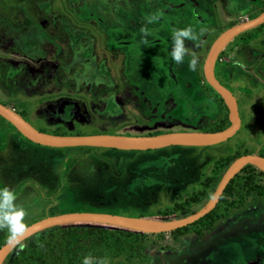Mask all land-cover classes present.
I'll return each instance as SVG.
<instances>
[{"label": "rangeland", "instance_id": "1", "mask_svg": "<svg viewBox=\"0 0 264 264\" xmlns=\"http://www.w3.org/2000/svg\"><path fill=\"white\" fill-rule=\"evenodd\" d=\"M148 1L0 0V97L8 102L7 96L16 95V104L7 106H18L32 125L54 135L211 131L219 126L228 118V109L204 77V60L228 18L244 12L240 21H246L257 15L256 7L250 0ZM179 1L194 14L187 23L172 25L149 17L167 13ZM177 11L183 19V9ZM143 13L153 21H145ZM188 25L199 38L186 40L189 55L177 64L169 55L172 33ZM260 32L263 40L255 41ZM73 47L80 50V60L70 59ZM249 52H258L256 59L253 53L248 57ZM261 52L264 24L233 36L217 54L216 76L238 101L240 127L229 139L141 151L46 146L22 135L16 139L13 126L9 129L0 116V185L15 190L27 210L26 226L50 213L159 220L189 214L214 190V184L205 186L203 181L209 176L217 180L227 169L218 161L244 154L264 157V71L257 73L264 64ZM191 54L199 58L196 71L188 68ZM243 58L249 60L246 66ZM78 60L84 65L77 76L81 84L73 85L74 75L68 78L66 68ZM245 166L238 176L251 171ZM253 166L255 173L261 170ZM255 177L245 198L228 196L217 202L219 212L230 210L225 204L237 199L243 208L231 209L234 216V211L249 207L229 218L241 221L235 226L219 222L196 236L193 225L181 232H143L139 254L106 257L107 264H248L255 255L264 256V171ZM201 189V201L187 202ZM178 202L183 203L172 209ZM7 240V231L0 230V246Z\"/></svg>", "mask_w": 264, "mask_h": 264}, {"label": "water", "instance_id": "2", "mask_svg": "<svg viewBox=\"0 0 264 264\" xmlns=\"http://www.w3.org/2000/svg\"><path fill=\"white\" fill-rule=\"evenodd\" d=\"M264 22V11L258 16L233 25L222 31L211 44L203 64L206 81L216 90L228 109L230 124L216 131H170L152 135H131L99 133L90 135L63 136L46 133L37 129L27 119L12 108L0 102V116L13 125L25 138L46 146H96L124 150H149L168 145H208L229 139L240 127L237 98L223 85L215 75V60L222 46L233 36ZM253 164L264 171V157L255 154H244L236 157L223 173L217 187L207 203L192 214L178 219H148L120 214L98 212H71L49 215L26 226L22 241L32 234L59 224L70 222L97 223L123 227L139 232L159 233L181 228L209 213L219 201L221 194L230 180L245 165ZM15 246L6 241L0 246V264Z\"/></svg>", "mask_w": 264, "mask_h": 264}, {"label": "trees", "instance_id": "3", "mask_svg": "<svg viewBox=\"0 0 264 264\" xmlns=\"http://www.w3.org/2000/svg\"><path fill=\"white\" fill-rule=\"evenodd\" d=\"M229 124L228 118H225L219 126L211 131L224 129ZM234 159L229 156L218 162L220 165L228 166ZM246 167H249L246 170L250 169L251 171L246 176H238L237 173L225 187L219 198L220 202H224L228 196L242 199L249 194L253 184L257 181L255 175L263 174V171L259 170L255 173V166L250 164H246L244 168ZM212 178L209 177L208 180L206 178L203 184L208 186ZM260 187L264 188L263 185ZM204 192L205 189H201L193 193L188 197L187 202L201 201V195ZM203 199L205 201L206 196ZM237 199L229 201L225 206L233 205V203L242 205L237 203ZM181 204L175 203L172 209H177ZM219 208H221V204L217 203L209 213L190 224L194 227L193 232L203 235L206 230L212 228L214 220L219 219L217 211ZM188 226L177 228L172 232H181ZM143 234V232L106 224L81 222L59 224L27 237L28 239L24 243L25 247L22 250L15 247L14 251L7 254L2 264H82L83 256L89 253L96 257H118L121 255L129 257L139 254Z\"/></svg>", "mask_w": 264, "mask_h": 264}, {"label": "flooded vegetation", "instance_id": "4", "mask_svg": "<svg viewBox=\"0 0 264 264\" xmlns=\"http://www.w3.org/2000/svg\"><path fill=\"white\" fill-rule=\"evenodd\" d=\"M149 3H153V4H157V0H149L148 1ZM250 3L251 4H253V6L254 7H256V11L258 12L257 13V15H255L254 17H256V16H258L259 14H261L263 11H264V0H250ZM186 2L184 1H179V3L178 4H174V5H171V7H170V9H169V11L166 13L165 11L164 12H160L159 14H160V16H157V14L156 13H151V15L149 16L150 18H152L153 20H156V19H164V20H166L167 19V21H169V23L170 24H172V25H176V24H178V23H183V24H185V23H187L188 22V20H189V18L190 17H192V16H194V14H192V13H190V9L189 8H187L186 9ZM183 9V11H181V14L184 16L183 17V19H181L180 18V16H179V11H177V10H182ZM146 14H149L148 12L146 13ZM192 14V15H191ZM243 15H244V12H242V14H241V12L239 13H237V16H238V18L236 19L234 16H232L231 18H228V25L226 26V27H223V29H222V31H224L225 29H227V28H229V27H231V26H233V25H236V24H238V23H242V22H244L245 20H242V21H240L241 19H243ZM143 16H144V18H145V21H153L152 19L150 20V19H148L147 18V15H144V13H143ZM254 17H252V18H254ZM252 18H250V19H252ZM27 19V18H26ZM250 19H248V20H250ZM20 21H23L22 19H19ZM221 20H223V18H221ZM235 20H239L238 22H236ZM184 21V22H183ZM247 21V20H246ZM220 24V23H219ZM264 24V22L263 23H261V24H259V25H257V26H255V27H253V29H248V30H254V29H259V28H261V26ZM219 26H221V24L219 25ZM218 26H216V28H217ZM259 27V28H258ZM248 30H245V31H243V32H248ZM222 31H220L219 33H218V35L222 32ZM243 32H241V33H239V34H242ZM260 35L258 36V37H256V38H254V40L256 41V40H258L259 38H260V40L262 41L263 40V32H260L259 33ZM217 35V36H218ZM238 35V34H237ZM25 36L27 37V35H24V34H22V37H24L25 38ZM216 36V37H217ZM215 37V38H216ZM215 38H214V40H215ZM67 39H70V36L68 35V37L66 38V40ZM213 40V41H214ZM25 41V40H24ZM213 41H212V43H213ZM255 41H253V42H255ZM211 43V44H212ZM211 44H210V46H211ZM210 48V47H209ZM72 54L70 55V59L72 60V61H75V60H77V59H79L80 60V57H82L81 56V54H79L80 53V50H77V49H75L74 47L72 48ZM242 50V49H241ZM77 51H79V52H77ZM253 53V55H255L254 57H255V59H256V55H258V52H252ZM252 53L251 52H249L248 53V57H250V56H252ZM262 53V52H261ZM207 55V54H206ZM264 55V53H262V56ZM94 58L95 57H89L88 59L89 60H91V61H93L94 60ZM259 58V56L257 57V59ZM74 59V60H73ZM77 61V62H75L74 64H69V66L66 68V73H67V75H68V78L71 76V74L72 75H74V79H75V81H74V83H73V85H79V84H81V81L78 79V75H80L81 73H82V69H81V67L83 68L84 67V65H83V61ZM260 60V59H259ZM2 60L0 59V67H3L4 66V63L3 62H1ZM244 61H246V62H248L249 60H245L244 58H243V66H246L247 64H245V62ZM254 62V60L252 61V63ZM264 65V64H263ZM263 65H262V69L261 68H258V70H257V73L258 74H260V73H262V71H264V68H263ZM69 67H71L73 70H70V68ZM215 67V66H214ZM252 68V67H251ZM250 68V69H251ZM252 72H253V69L251 70ZM215 75H216V73H215ZM253 75H255L257 78H259V76L257 75V74H255L254 72H253ZM81 76V75H80ZM217 77V76H216ZM249 78H250V76H248ZM82 78H83V75H82ZM86 78H88V80L89 81H91L92 83H95V82H97V80L95 79V81H94V77H86ZM78 83V84H77ZM13 84H14V82H13ZM6 85H8V83L6 82ZM234 94V93H233ZM235 95V94H234ZM4 97H6V96H4ZM236 97V96H235ZM16 99H19L18 97H16V95L15 96H13V95H10V96H7V100H8V102L7 101H5L2 97H0V102L1 103H3L4 105H7V104H9V103H12V102H14V104H16V102H17V100ZM11 100V101H10ZM237 103H238V101H237ZM18 105H19V103H17ZM16 106V105H15ZM14 105L12 106V107H10V108H12L13 110H15L17 113H19L21 116H23L25 119H27L26 118V116H25V114H23L20 110H18L17 109V107H15ZM2 117V116H1ZM3 118V117H2ZM5 119V118H4ZM6 120V119H5ZM28 120V119H27ZM29 121V120H28ZM9 125H11L8 121H6ZM30 122V121H29ZM12 126L13 125H11V126H9L8 128L9 129H12ZM12 133L15 135V137H16V139H17V136H21V134L19 133V131L18 130H16V128L13 126V131H12ZM158 133H161L160 131H157V132H155V133H148V134H132L131 133V135H152V134H158ZM99 134V133H98ZM22 137V136H21ZM130 151H141V150H130ZM228 167V166H227ZM223 175V174H222ZM222 175H220V177H218V179L216 180V178H214L213 176V180L211 179V181L208 183V185H210V187L214 184L215 185V187H214V190H215V188L217 187V185H218V183H219V181H220V179H221V177H222ZM209 177H211V176H209ZM209 177L207 178V180L209 179ZM214 190H213V192H214ZM213 192H212V194H213ZM224 192V191H223ZM203 194H205V192L203 193ZM211 194V195H212ZM222 195V194H221ZM211 197V196H210ZM210 199V198H209ZM209 199H207V201L209 200ZM207 201L206 202H204L201 206H200V208L202 207V206H204L206 203H207ZM179 204L180 203H183V202H178ZM217 205V204H216ZM216 207V206H215ZM214 207V208H215ZM237 207H241V208H243V205H230V210H227V209H223V210H220L219 211V213H218V218L219 219H216V220H214V224L212 225V228L214 227V226H216L219 222H222L221 224V226H229L230 224V226L229 227H231V226H235V225H232L233 223H235V222H233V221H229V218L230 217H238V216H240V214H241V212H243V211H247L248 209H249V207H247V208H245V209H243V210H240V209H238L237 211H234V212H236V214L237 215H232L233 214V212H231V211H233V210H231V209H234V208H237ZM200 208H197V209H195L194 211H192V212H190L189 214H187V215H184V216H181V217H178L179 219L180 218H183V217H186V216H188V215H190V214H192L193 212H195V211H197L198 209H200ZM213 208V209H214ZM54 214H59V213H50V214H45L43 217H45V216H47V215H54ZM242 214H244V212L242 213ZM241 214V215H242ZM178 218H175V219H178ZM197 221V220H196ZM230 222V223H229ZM239 222H241V221H239ZM239 222H236V224L237 223H239ZM243 222V221H242ZM32 223V222H31ZM194 223V222H193ZM192 224V223H191ZM211 228V229H212ZM211 229H210V231H211ZM206 231H208V230H206ZM195 232H193V234H194ZM213 234V233H212ZM211 234V235H212ZM197 235V233H195V236ZM248 264H264V256H262L261 254H257V255H255L254 256V258H252V259H249L248 260Z\"/></svg>", "mask_w": 264, "mask_h": 264}, {"label": "clouds", "instance_id": "5", "mask_svg": "<svg viewBox=\"0 0 264 264\" xmlns=\"http://www.w3.org/2000/svg\"><path fill=\"white\" fill-rule=\"evenodd\" d=\"M200 31L203 33L204 30ZM198 38V33L191 25L174 29L169 52L171 59L177 64L183 63L186 55H189L186 40L196 41ZM198 63L199 58L195 54H191V58L188 60L189 70L196 71ZM26 215L27 210L18 203L15 190L8 185H0V230H6L8 244L18 247L20 250L25 247L22 237L26 231ZM82 264H107V258L96 257L89 253L83 256Z\"/></svg>", "mask_w": 264, "mask_h": 264}]
</instances>
